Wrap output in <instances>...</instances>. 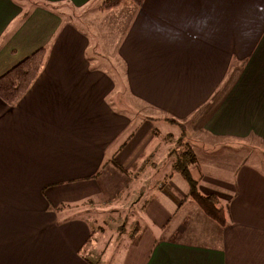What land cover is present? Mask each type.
I'll return each mask as SVG.
<instances>
[{
	"label": "crops",
	"instance_id": "1",
	"mask_svg": "<svg viewBox=\"0 0 264 264\" xmlns=\"http://www.w3.org/2000/svg\"><path fill=\"white\" fill-rule=\"evenodd\" d=\"M92 1L0 0V76L45 50L27 91L0 98V264H264V155L234 153L243 140L264 145V0L129 6L115 47L126 90L72 18ZM125 91L156 115L111 108L108 96ZM180 140L224 225L174 170ZM123 191L133 230H96L127 211Z\"/></svg>",
	"mask_w": 264,
	"mask_h": 264
},
{
	"label": "rangeland",
	"instance_id": "2",
	"mask_svg": "<svg viewBox=\"0 0 264 264\" xmlns=\"http://www.w3.org/2000/svg\"><path fill=\"white\" fill-rule=\"evenodd\" d=\"M104 1L105 0H93L89 5H87L83 9H72L71 8L70 10L73 13L72 18H74L75 20L78 19V21L80 22L81 24L80 28H83V27L85 28L86 26V28L90 30L92 40L97 45L99 54L104 56L103 58L104 59L103 60L104 69L107 72V74L111 76V79L113 80L114 85L118 87L119 89L126 90L125 89L127 87V82H126V77H125L126 67H124V63L123 61H120V58L115 57V47L117 45V42H119L122 37L124 38L126 34L125 30L121 31L122 26H124L125 23L127 22L125 18L131 19L134 13L132 12L130 15L127 14L128 12L127 8L130 6L128 5V3L125 5H120L117 7L110 8V9H103L102 3ZM117 22H120V24H117ZM128 29H129V26H126L127 31ZM123 93H126V91L121 92V93L117 92L113 95L110 94L108 96L107 101L109 102V106L111 108L114 109V107H118L121 104L123 107V105L127 102L128 110L130 111L132 115L136 116V117H133V119L135 120L138 119V121L142 119L141 117L144 114H147L150 112L148 111V109L147 110L145 109L146 105L144 103L140 102L135 97L129 98L127 94H123ZM136 113L137 114L140 113L141 115L137 116ZM150 113L155 114L154 112H150ZM193 120H194L193 117L189 118L185 123V128L189 131V135L192 138L195 137L196 140L198 141V139H200V134H198V131L196 130L197 127L194 126ZM184 134H186V131ZM207 141L209 142L210 140H207ZM215 141H217V144L219 143V139ZM211 143H214V142H211ZM254 144L258 146H253L251 142L245 143V140H243L242 142L234 145L237 148H239L238 151H235L234 153H237L239 158H245V159H247L249 155V153H247L248 149L255 150L256 152V153H250V156H249L250 158L257 157V154L259 153L261 155H264L263 154L264 145H260L258 143H254ZM230 145L231 143L224 144V145H221L219 148L224 149L225 147H228L227 150L230 151L229 149ZM234 150H237V149L234 148ZM199 151L200 150L198 149V153ZM262 158L264 157H261V159L260 158L259 159L263 161ZM238 161H241V159ZM178 178H180V176ZM132 193L133 192L131 191H123L121 193V196H119V199L123 198L124 203L130 204L129 208H127V211H124L122 208L126 204L121 206L122 208L121 212L123 213L118 215L120 218H110L109 216L105 215L104 218H102L104 221V228L95 227V229L113 232L116 226H118L121 222H124V223L126 222L125 227L127 228V230L132 231L133 227H131V224L133 222L132 221L133 219L123 217L124 212H127L130 214V207H131L132 201L129 199V195ZM102 246H105V244Z\"/></svg>",
	"mask_w": 264,
	"mask_h": 264
},
{
	"label": "trees",
	"instance_id": "3",
	"mask_svg": "<svg viewBox=\"0 0 264 264\" xmlns=\"http://www.w3.org/2000/svg\"><path fill=\"white\" fill-rule=\"evenodd\" d=\"M143 0H105L103 9H110L128 3L138 7ZM45 59L44 48L37 49L23 60L15 64L0 76V98L8 104L15 103L29 88L39 74ZM184 132H181L182 137ZM180 140L176 142V148L171 151L175 155L173 168L187 182L190 196L197 202L203 212L218 224L224 225V211L218 205L217 197L213 194L202 195L197 190V180L192 176L190 167L196 161V155L187 143Z\"/></svg>",
	"mask_w": 264,
	"mask_h": 264
}]
</instances>
